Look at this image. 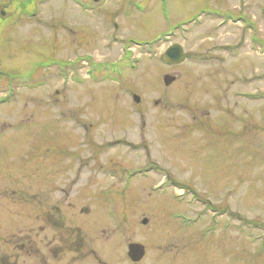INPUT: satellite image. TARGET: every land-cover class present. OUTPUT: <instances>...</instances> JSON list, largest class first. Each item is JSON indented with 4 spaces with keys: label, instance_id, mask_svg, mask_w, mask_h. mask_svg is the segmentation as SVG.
<instances>
[{
    "label": "rangeland",
    "instance_id": "374dc122",
    "mask_svg": "<svg viewBox=\"0 0 264 264\" xmlns=\"http://www.w3.org/2000/svg\"><path fill=\"white\" fill-rule=\"evenodd\" d=\"M86 1L92 10L69 0H0V205L15 213L20 204L2 191L25 182L23 227L36 228L44 196L76 226L85 252L120 264L129 241L199 237L205 223L182 232L172 213L195 215L206 206L201 195L236 216L235 229L225 212L202 236L233 241L236 264H264V229L254 227L264 223V99L238 95L264 92L255 41H264L256 24L264 0H249L246 37L240 23L218 32L201 13L171 40L187 55L172 66L162 60L170 42L156 39L214 0ZM217 41L243 49L216 53ZM100 64L117 66L96 73ZM165 74L177 77L168 87Z\"/></svg>",
    "mask_w": 264,
    "mask_h": 264
},
{
    "label": "flooded vegetation",
    "instance_id": "af4514ba",
    "mask_svg": "<svg viewBox=\"0 0 264 264\" xmlns=\"http://www.w3.org/2000/svg\"><path fill=\"white\" fill-rule=\"evenodd\" d=\"M69 1L75 5L79 1L87 2L86 0ZM236 1L237 3L233 0H214L216 31L227 29L233 24L232 20L234 19L235 23H240L242 34L246 37L247 30L250 29L245 23H253L249 14L250 1ZM256 21V24L263 30L264 5H261V15L259 19L256 18ZM189 22L188 19H184V32ZM236 29L239 28L236 27ZM256 30L258 29L256 28ZM219 37L220 34L217 39ZM258 42L264 46L262 37H258ZM221 45L230 46V43L217 41L216 53L222 51L230 55L229 49L223 50ZM242 49L243 47L240 50ZM217 60V66L224 61L220 57ZM257 81L263 82L264 79L261 78ZM234 111H229V114L233 115ZM7 164L10 167L14 165L13 163ZM27 190V183L23 182L18 190L8 191L6 189L2 191V198L10 196V202L13 199L15 204H20V208H16L14 213L10 207L5 205L7 202L0 205V264H109L103 256L92 253V249L88 248L89 250L85 252V239L78 236L76 226L63 220L59 212L55 210L56 206L46 208L44 196L42 199L38 198L36 228L23 227L27 222L24 221L26 213L21 209L24 208L22 205H27L28 202ZM4 200L8 201L9 199ZM224 209L229 210V225L227 227L232 226L235 229L236 216L231 212L232 207L203 206L202 211L199 210L192 216L172 210L175 211L172 213L173 217L180 220L181 225L178 226L181 227L182 232H184V226L191 227L200 222L205 223L206 227L201 231L200 236L184 237L168 232L164 234L166 236L153 237L144 243L129 241L120 256V264H236V247L233 241H231L232 244L227 243L225 239L218 238L215 234L202 236L216 231L217 226L220 225L216 218H222V215L225 214ZM132 243H140L144 246V254L140 258L130 255L129 250Z\"/></svg>",
    "mask_w": 264,
    "mask_h": 264
},
{
    "label": "water",
    "instance_id": "95a60500",
    "mask_svg": "<svg viewBox=\"0 0 264 264\" xmlns=\"http://www.w3.org/2000/svg\"><path fill=\"white\" fill-rule=\"evenodd\" d=\"M1 14L4 15V12L1 11ZM165 60H167L169 63H179L184 59V54L182 51V48L179 45H174L171 48H169L164 55ZM175 77L171 75H165L163 77L164 83L166 86L172 84L175 81ZM134 100L136 102H139L140 98L136 95H134ZM144 223L147 222L145 219L143 221ZM130 255H136V258H140L144 254V247L141 244H131L130 245Z\"/></svg>",
    "mask_w": 264,
    "mask_h": 264
}]
</instances>
